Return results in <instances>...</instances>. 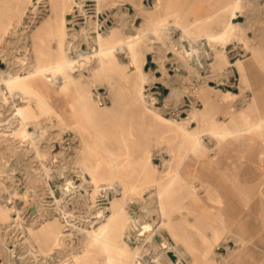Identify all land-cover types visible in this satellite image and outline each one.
<instances>
[{
    "label": "rangeland",
    "instance_id": "rangeland-1",
    "mask_svg": "<svg viewBox=\"0 0 264 264\" xmlns=\"http://www.w3.org/2000/svg\"><path fill=\"white\" fill-rule=\"evenodd\" d=\"M76 1L78 3L72 12L66 10L64 14L68 19L66 27L61 32L54 29V33L49 34V37L45 36L43 40H38L34 38L35 29L40 26L46 17L51 16V20H54L53 16L59 15L60 11L57 7H54L59 0H0V72L3 71L0 75L3 76L4 70L6 73L14 70L20 74L26 73L32 67L34 61L37 60L36 54L40 51L43 54L46 53L41 58L42 64L46 65L53 62L55 53L59 48L58 39H62L65 46H76L81 53V56L75 62V73L82 72V74L77 76L75 82L79 81L80 89L83 87L84 89L88 88L90 92L92 91V95L103 105L100 108H104L103 114L94 113L93 124L83 123L85 129L80 127L62 132L63 125L51 115H38L33 120L35 125L33 121L28 122L27 128L32 132L33 145L39 147L40 150V154L37 155L34 147L31 149L24 147L23 142L18 140L9 128V130L5 129L7 128L5 126L6 122L14 121L12 115L15 110L5 83L0 80V199L2 201L6 200L5 202L9 204L16 200L18 210L11 209V214L16 216L17 211L20 212L21 216V224L18 223L17 228H8L4 224L0 228V264H36L42 259L52 263V261H58L71 253H89L90 257L88 259L82 258L81 261H85L87 264H100L98 260L91 258V252L93 253V251L85 250L87 246H90L89 236L85 229H89L91 222L104 214L109 205H95L90 196L94 186L93 176L85 175V172L76 169L72 157L75 149L79 148L78 151H80L83 140H86L95 147L96 151L85 152L87 157L91 159L99 156L101 159L105 157L102 162L103 167L95 176L102 178V182H105L106 178L110 179L112 172L109 171V165L106 162L108 155L100 145H96V143L98 144V136L95 134L96 129L103 133L107 132L105 142L107 141V144L113 142L117 149L122 150L123 142H127L133 152H135L136 146L134 143L136 141L144 148L155 144L156 148L152 152L149 161L155 165L157 170L151 172L146 169L142 177L144 181H153L156 185L163 186L168 184L172 176L170 172H166V169L169 166L171 168L175 167L180 158L181 153L179 151H183L187 146L185 133L181 128L184 125H180V123L190 116L189 113H191L193 106L201 109V112H207L204 104L214 102L212 98H215L217 105L210 103V106L217 110V117H213L212 121H209L210 117L205 113L206 121L214 122V124L219 121L221 124L226 125L228 123L227 125L230 126L232 124L230 118L233 116L234 119L238 120L240 111L244 109L249 100L254 98L256 105L254 109H249L248 112L251 115L258 112H260L259 115H264V112H262L264 111V0H240V2L242 1L240 3L242 12L237 11L231 20L241 22L243 31L240 30L226 40L224 47L226 46L227 62L219 68L203 65L208 68L203 75L205 81L198 80V82L192 78L194 77V66L191 65L192 63L189 60L185 61V58L178 51L176 44L181 43V37L180 34L172 31L176 29L175 27L172 30L163 28L167 31L164 33L159 30L153 31L151 35L144 37L143 43L148 44L152 49L143 51L140 55L142 57L141 63H139L140 70L148 77L143 83V93L150 95L152 103L154 102L153 105L158 108L162 118L165 117L179 122L178 126L173 125L166 119L156 121L149 114L141 112L140 103L136 100L138 98L136 86L140 79L138 71L133 70L135 66L129 64L127 53L124 52L120 58L115 60L113 68L110 64H107V67L105 64L100 65L99 57L104 52L99 50L103 46L99 31L103 34L110 30L111 26H119L121 31H124L127 24L140 25L149 11L140 10L138 13L134 10V7L131 8L130 5L115 2V0H111L112 2L109 0ZM211 5L218 7L222 4L215 0L191 1L186 9L178 11L179 23L183 25L189 22L193 17L201 15L204 10L206 11L207 9L204 7H210ZM142 6L144 9L149 8L148 3H144ZM243 7L244 9H242ZM211 25L214 30L222 28L216 21H213ZM165 33L167 37L171 35L175 43L170 41L169 38H164ZM217 33L204 28L200 34L209 36V38H201L198 42L207 48L221 46L223 40H219ZM17 57L19 59L14 61ZM238 58L243 59L248 80L247 86L242 88L240 73L234 63ZM169 79H174L172 86L167 84ZM207 88L209 89L207 93L209 99L206 98L205 94L201 98L200 95ZM223 88L238 93V97L223 96ZM81 121L85 122L83 116H81ZM155 122H158V124ZM196 123V120L192 119L185 125V128H195ZM39 130L40 133H38ZM130 130H132V133ZM258 132L260 130L251 129V135L249 136L252 140L248 144H240L241 141H247L245 136L234 141V143L232 141L230 144L221 139L210 138L207 135L203 138L205 143L209 144L217 140L215 150H211L212 155L215 157L214 160L220 161L222 165L229 166L228 171L231 172H227V174L234 175L232 178L238 179V182L240 180L239 183L241 184L236 183L238 185H242V178L239 176L242 173L243 164L246 161L252 162L251 159L256 156L260 145L264 143V139L258 135ZM176 136L178 139H176ZM240 149H244V152L241 153ZM216 150L217 153H215ZM171 154H174L175 157L171 158L168 163L167 158L169 159ZM255 161L254 164H259V169L256 171L251 166V173L253 174V171L259 173V177L264 180V159ZM136 176L129 177L126 173L122 176L127 200H130L131 203H138L139 207L140 204H143L150 212L145 211V213L142 211L141 215H134V217L143 220L145 223L153 220V223L156 224L160 220L157 211V199L153 193L141 190V183L135 181ZM130 184L136 186L129 190ZM138 190L141 191L136 192ZM173 194L171 195V197L173 196L172 199L175 196L184 195L189 204L184 205L182 201L185 200L176 202V204L173 201L172 205H169L172 209L167 208L170 218L175 217V215L177 217L178 214L179 216H192V213H197L201 207L202 211L206 210L203 209L204 206L201 202L194 200L191 194H187L185 191H182V194L176 192ZM252 198V200L257 201L264 200V194H253ZM240 208L241 213H243L244 210L241 205ZM61 209L67 212V219L71 224H66L65 228L68 230V234L64 236L61 243L52 247L46 237L41 235L38 229L35 228L40 226L44 218H48L52 214H58ZM28 227L34 228L35 236L32 238L29 236ZM153 228L152 226L144 234L149 237ZM173 228L175 227L173 226ZM12 233L13 235H11ZM115 239L118 240L117 242L125 243V235L123 234H117ZM6 243L12 244L14 250H10ZM146 246V255H151V261L148 264H161L159 260L163 264H168L167 260L162 258L164 257L162 255L164 250L158 246V243L155 244V241L151 239ZM234 247H237L235 241H224L215 248V251L218 252L216 253L217 256L223 254L226 257ZM82 249L85 251H82ZM41 254H43V257ZM167 257L169 258V256ZM208 262L209 264H215L212 260ZM170 264H174V262ZM218 264L224 263L221 261Z\"/></svg>",
    "mask_w": 264,
    "mask_h": 264
},
{
    "label": "bare ground",
    "instance_id": "bare-ground-1",
    "mask_svg": "<svg viewBox=\"0 0 264 264\" xmlns=\"http://www.w3.org/2000/svg\"><path fill=\"white\" fill-rule=\"evenodd\" d=\"M241 2L240 0H235L234 9H239L241 7L240 5ZM77 3L78 2L76 0H59V2L56 5H54V7H57L58 10L60 11L59 15L57 14L58 17L57 15L53 16L55 18L54 20H51V16L46 17L42 21L40 26L35 29L34 38H37L38 40H43L45 36L49 37L48 36L49 34L54 33V29L56 31L59 30L61 32L63 28L66 27V23L68 20L64 16L66 10L68 12L70 11L72 12L73 8L77 5ZM242 9H244V7ZM175 18H177V16ZM143 25L138 26L133 24H127L124 31H121V28L119 26H111L110 30L106 31L103 34L102 32L99 31V34H101L99 37L102 38L101 40L103 41L102 42L103 46H101L99 50L104 52L103 55L99 57V59L101 66L102 64L103 65L105 64V66L107 64H110L111 67L113 68L116 59L120 58V56H122L124 52L128 54L129 64L135 66L133 70L138 71V77L140 79L139 83L136 86V90L138 93V98L136 100L138 103H140L141 112L144 114L146 113L149 114L152 118L156 119L157 121L159 119L161 120L166 118L165 117L162 118L158 108H156L153 105L154 102L152 103L151 101L152 99L150 95L143 93V83L145 82V80L148 79V77L141 72L139 67L140 65L139 63H141L140 60L142 58L140 55L143 53V51H148L149 49L150 50L152 49L148 44L143 43L144 37L151 35L145 32ZM174 27L176 29L172 30ZM163 28L170 29L173 32L180 34L181 43L179 45L178 44L176 45L177 48L179 49L178 50L179 53L185 58V61L189 60L192 63L191 65L194 66L193 67L194 77L192 76L191 77L197 81L198 80L205 81V76L203 75L206 73L208 68H206V66L203 65H208V67L210 66V67L219 68L225 62H227V55L225 50L226 46L224 47V44L226 43V40L229 37L242 30L243 26L241 22L240 23L229 22L227 25L224 26L221 32L217 33L219 36V40H223L221 46L218 47L212 46L210 48H207L206 46H203L201 43L198 42V40L201 38H205V39L209 38V36L200 34L204 30V28H201L200 30L198 29L199 31L195 33L193 32V30L192 31L187 30L188 28L186 29V26L180 24L179 21H177V19L175 20V19L167 18V19L158 20L152 32L158 30L163 33L167 32ZM170 30L168 31L170 32ZM123 33L126 34L124 35ZM163 37L169 38L170 41L174 42V39L171 37V35L167 37L165 33ZM34 44L36 46L35 41ZM58 44H59L58 45L59 48L57 53H55L56 55L53 62L46 65L42 64L41 58L46 53L43 54L40 51L39 53L36 54L37 60L34 61L32 67L29 68L26 71V73L20 74L16 70L10 72L8 71V73H6V71L4 70L6 74L2 73L3 76L0 75V80L4 81L5 86L8 90V94L12 98L13 109L15 110V111L13 110L14 114L12 115L14 121L10 123L6 122L5 126L7 128L5 129L9 128L10 132L14 136H16L18 140L23 142V146L26 148L31 149L34 147L32 132L28 130L27 123L35 120L38 117V115H51L55 117L58 120V122H60L63 125L62 132H68L70 131V129L72 130L80 127L85 129L83 123L88 122L93 124L94 113L101 115L103 114L102 111L104 112V108L103 109L100 108L101 106L103 107V105L92 95V91L90 92L88 88L84 89L83 87L82 89H80L81 85H78L79 81L75 82L77 76L82 74V72L75 73L76 70L75 62L77 61L79 56H81L80 50H78L76 46H72V47L65 46L62 39H58ZM17 59L19 58L18 57L15 58L14 61ZM234 63L237 66V68L240 69L241 71L245 70L242 59L238 58L234 61ZM184 64L187 65L186 62H184ZM205 68L206 70H204ZM167 84L172 86V84H174V79H169ZM223 90H224V95L226 96L231 95V97H233L234 95H239L238 93L229 91L228 89L225 88H223ZM248 105L253 107L255 105V100L252 99L250 103H248ZM201 111H202L201 109L193 106L190 111L191 113H189L190 116L180 123V125L181 124L184 125L180 127L183 129L185 133L187 146L183 151H179L181 154L179 155L180 158L176 162L177 164L175 165V167L171 168L169 166L168 169H166V172H170V174L172 175L171 180L168 181L167 185L158 186L153 181H146V180L144 181L142 177L146 169H148L151 172L157 170L155 165L150 163L149 161L150 157L152 156V152H154V149L156 148L155 144H151L150 146L148 147L146 146L144 148L143 146L141 147V144H139L136 141L134 143L136 146L134 150L135 152H133L129 144L127 142H123L122 143L123 148L121 150L115 148V144H113V142L110 144H107L106 143L107 141L105 142L104 139L107 136L106 134L107 132L103 133L100 130L94 129L95 134L98 136L97 139L98 144L96 143V145H100L102 150L107 153L108 158L106 162L109 165V169H110L109 171L112 172L110 179L106 178L105 182H102V178H98L95 176V174L103 167L102 162L104 161L105 157H103L104 159L103 158L101 159L100 156L94 159L87 157L86 156L87 153L85 152L87 151L96 152V151H95V147L92 146L90 143H88L86 140H83L82 149L80 151H78L79 148L75 147L76 149L74 155L72 154L73 155L72 157L76 169H80L81 172H85V175L93 176L94 186L92 192L90 193V196L92 197V201L95 203V205L98 204L101 206L107 204L109 205L105 213L97 217L95 220L93 221L91 220L92 222L90 228L85 229L89 236L90 246H87L86 249L85 248L84 249L93 251V253L91 252L92 259L96 261L98 260L100 264H138V261L141 262V260H144L145 264H148V262L151 261L150 260L151 255L150 254L146 255L147 246H148V245L146 246V244L148 241L152 239L155 241V244L158 243V246L162 247V249L164 250L162 254L164 257L162 258L167 260L168 264L173 263L174 259H172L167 253L168 251H172L173 246L171 244L170 237L174 234V228L170 220L168 209H170L169 205L170 204L172 205L173 201H175L176 204V202L179 201L181 202V200H185L184 195L175 196L172 199L173 196L171 197V195L174 192H176L177 194H182V191H185L187 194H191L194 200H196L197 202L198 201L201 202L204 207L209 208L211 210H213V208L218 209L216 210L218 211V213L214 215L215 218L219 219L221 221V224L223 225L225 217L231 218V214L227 215L226 213L225 215L223 213L224 208L232 209V207H236L237 204L243 207L246 204V202L248 203V201L252 198L253 195L252 191L254 189H257V187L259 186H262V189H264V180H262V178L259 177V175L257 176L256 173L253 174L251 173L252 172L251 166L255 168L257 167V165H255L256 163L254 164L253 159H251L252 162L246 161L243 164L242 166L243 170L241 173L242 185H238L236 183H239L240 180L238 182L237 181L238 179L232 178L234 175L232 176L227 174V172H229L228 171L229 166L222 165L220 164V161L218 162L214 160L215 157L212 155L213 152L211 150H215V144L217 143V140L216 142L214 141L213 143L211 142V144H209V143H205L203 139L204 136L207 135L210 138H214V139L216 138L218 140L221 139L224 140V142L226 141L230 144L232 143V141L234 143V141L239 140L240 138L245 136L247 137V141H241L242 143L240 144H248L252 140V138L249 136L251 135V129H254L255 127L260 128L261 126H264V115L262 116L258 115V118L255 121L249 124L245 122L242 127H239V125L237 124L235 126L233 125L229 126L227 125L228 123L224 125L221 124L219 121L215 122V124L214 122L213 123L208 122L206 121L207 118H205V113L210 117L208 119L209 121H212L213 117L210 116L206 111L205 112H201ZM81 116L84 117L85 122L81 121ZM192 119L196 120L197 122L195 128L189 129L188 127L186 129L185 125L188 124L189 121H191ZM166 120L172 123L173 125H177V126L179 125V122L173 121L172 119L167 118ZM234 120L236 121V119ZM151 121L152 119L150 120V122ZM155 123L158 124V122ZM38 127L40 128L41 125ZM40 130L38 133L41 132ZM130 132L132 133V130H130ZM262 135H264V133H262ZM176 139H178V137ZM34 150L37 155L40 154L39 147L38 148L37 146L34 147ZM240 152L243 153L244 149H240ZM215 153H217V150L215 151ZM174 154H171L169 156V159L167 158L168 163L171 161V158L175 157L176 154L175 155ZM92 161L94 163H91ZM125 173L129 177H132L133 175H137L135 177V181L141 183L140 185L142 186L141 190H146L149 193H153L154 196L156 197L158 203L157 211L160 217L158 223L154 224L153 220L150 222L146 221L145 223L143 222V220L139 218L136 219L134 217V215H141L142 211L144 212L147 211L148 213L150 212V210L146 206H143V204L142 205L140 204L139 207L138 203L137 204L131 203L130 200L129 201L127 200L122 182V176H124ZM145 176L147 177V175ZM196 181H199L198 185L202 187V190H199L196 187L195 185ZM132 182L134 183V181ZM135 186H136L135 184H130L129 190L131 188H134ZM141 190H138L136 192H140ZM5 201H2L0 199V228L1 226H3V224L8 226V228L9 227L17 228V224L18 223L21 224L20 222L21 216L19 214L20 212L18 213L16 211V216H13L11 214V209L13 208H15V210L17 209V202L15 200L9 204L6 203ZM182 202L186 206L189 204L188 203L189 201L187 200ZM96 208L98 209V207ZM142 208L143 210H141ZM199 212L201 213V211ZM192 215L194 214L192 213ZM182 217L184 216H181V218ZM203 221L206 223L207 220L206 221L203 220ZM68 223L71 224L67 219V212L61 209V211L58 214H52L48 218H44L40 226H38V228L35 229H38V232L41 235L45 236L46 239L49 241L50 245L54 247L55 245L61 243V240H63L64 236L68 234L67 233L68 230H66L65 228L66 224ZM152 226L154 228L152 232H150L149 237H147L148 235L146 236L144 233L145 231L150 230ZM8 228H6V230H8ZM28 228H29V236L31 238L34 237L35 236L33 230L34 228L32 227H28ZM197 228H195V230ZM221 232H222V228L216 231L215 233L216 237ZM117 234L125 235V243L117 242L118 240L115 239ZM201 234L204 233H202L201 231L200 235ZM11 235H13V233ZM202 238L204 237L202 236ZM11 245L12 244H7L9 249L13 251L14 249ZM85 250L82 249V251ZM38 251H40V249H38ZM41 255L43 257V254ZM167 256H169V258ZM183 256L185 255L183 254ZM89 257H90L89 253L86 254L71 253L66 257L63 258L59 257L60 259L58 261L54 260L55 262L52 261V263H49L46 260L42 259V261L40 262L38 261L36 262V264H80L82 258L88 259ZM156 259L158 260V258ZM181 259H183V257H181ZM159 261L161 264H163L161 260ZM178 261L181 262L180 260ZM82 264L84 263L82 262Z\"/></svg>",
    "mask_w": 264,
    "mask_h": 264
},
{
    "label": "crops",
    "instance_id": "crops-1",
    "mask_svg": "<svg viewBox=\"0 0 264 264\" xmlns=\"http://www.w3.org/2000/svg\"><path fill=\"white\" fill-rule=\"evenodd\" d=\"M191 1H195V0H115V2H119L125 5H130L131 8L134 7V10H136L138 13L140 12V10H145L147 12L149 11L147 13L148 15L147 14L145 15L142 24H140V25L144 24L143 27L145 29V32L149 34L152 33V30L154 29L158 20L171 18L175 20L177 19L178 21V18H175L176 16L178 17L177 14L178 11L182 9H186ZM207 1H213V0H207ZM215 1L220 2L222 5L218 7L212 5L210 7L209 6L204 7L205 9H207L206 11L204 10V12L201 15L193 17V19H190L189 22L183 25L186 26L190 31L193 30V32L197 33L201 28H207L213 32H221L224 26L227 25L229 22L239 23L231 20V18L236 14L237 11L242 12L240 8L234 9L235 0H215ZM144 3H148L149 8L144 9V7H141L142 4L144 5ZM213 21H216L219 25L222 26V28L220 30H214L211 25ZM238 71L241 76L240 77L241 88L247 86L248 80H247L246 71L245 70L241 71L240 69H238ZM208 92L209 89L207 88V90L200 95L201 98L205 94L206 98L209 99V96L207 95ZM222 95L228 97V95L227 96L224 95L223 92ZM233 97H238V95H234ZM212 99H214V102H209L207 103V105L204 104V107H206L207 112L209 113L210 116L217 117L216 115L217 110L213 109L210 106L211 105L210 103L212 104L215 103V105H217L216 104L217 100L215 98ZM251 100H249L246 106L244 107V109L240 111V115L238 118L239 120L235 121L233 119V116L230 118L232 121L231 125L235 126L237 124L239 125V127H242L245 122L249 124L258 118L259 115L258 113L260 112L253 113V115H251L248 112L249 109H254L256 105L255 99H254L255 105L253 107L248 105V103H250ZM253 130H260V132H258V135L262 139H264V135H262V133H264V126H261L260 128L255 127ZM261 153H264V143L260 145L259 149L256 152V156L253 158V160L258 161L260 159H264V154ZM258 165L259 164H257L256 168L254 167L256 171H258L257 169H259ZM254 173H256L257 176L259 175V173L255 171ZM239 177H241V175ZM198 184L199 181H196L195 182L196 187L198 189L201 188L200 190H202V187L199 186ZM257 189H254L252 191L254 195L264 194V189H262V186L257 187ZM252 199L253 198H251L249 200L250 202L249 201L248 203L246 202V204L243 206V210H244L243 213H241V208L239 204H237L236 207H232V209L224 208L223 213L225 215L226 213L227 215L231 214V218L225 217L223 225L221 224V221L219 219L215 218V215L218 213V211H216L218 209L216 208H213V210H211L209 208L204 207V209H206L205 211L203 210L204 212L202 211V208H200V210H198V213L196 212L193 213L194 215H192V217L187 215H180V216L178 215L176 217L175 215V217L170 218L172 225L175 227L174 234L170 237L171 244L173 246L172 252L175 255L174 264H209L208 261L210 260H213L215 264H218L221 261L224 264H264V200L257 201ZM199 211H201V213ZM199 214L202 216V218ZM181 216L184 217L181 218ZM203 220L205 221L207 220L206 221L207 224ZM195 228L197 229L195 230ZM220 228H222V232L220 233L221 235L219 234L220 236L218 235L216 237L215 233ZM201 231L202 233L205 234V235L201 234L204 238H202V236L200 235ZM224 241L227 242L235 241L237 247L236 248L234 247L233 250L230 253H228L226 257L223 254H219V256H217L218 254L216 253L218 252L215 251V248L221 242ZM183 254L185 256H183ZM181 257H183V259H181ZM178 260H180L182 263L179 262ZM82 262L83 261H80V264H82ZM83 263L87 264V262L85 261Z\"/></svg>",
    "mask_w": 264,
    "mask_h": 264
},
{
    "label": "water",
    "instance_id": "water-1",
    "mask_svg": "<svg viewBox=\"0 0 264 264\" xmlns=\"http://www.w3.org/2000/svg\"><path fill=\"white\" fill-rule=\"evenodd\" d=\"M167 253L172 259H174L175 255L172 253V251H168Z\"/></svg>",
    "mask_w": 264,
    "mask_h": 264
},
{
    "label": "built area",
    "instance_id": "built-area-1",
    "mask_svg": "<svg viewBox=\"0 0 264 264\" xmlns=\"http://www.w3.org/2000/svg\"><path fill=\"white\" fill-rule=\"evenodd\" d=\"M138 264H145L144 260H141V262L138 261Z\"/></svg>",
    "mask_w": 264,
    "mask_h": 264
}]
</instances>
